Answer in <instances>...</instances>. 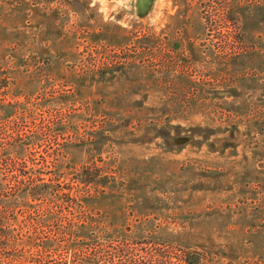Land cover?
Returning a JSON list of instances; mask_svg holds the SVG:
<instances>
[{
	"label": "rangeland",
	"instance_id": "obj_1",
	"mask_svg": "<svg viewBox=\"0 0 264 264\" xmlns=\"http://www.w3.org/2000/svg\"><path fill=\"white\" fill-rule=\"evenodd\" d=\"M177 55L220 113L163 138ZM123 246L264 264V0H0V264Z\"/></svg>",
	"mask_w": 264,
	"mask_h": 264
},
{
	"label": "trees",
	"instance_id": "obj_2",
	"mask_svg": "<svg viewBox=\"0 0 264 264\" xmlns=\"http://www.w3.org/2000/svg\"><path fill=\"white\" fill-rule=\"evenodd\" d=\"M240 55V54H239ZM161 65L159 69L162 74L168 73L169 78L163 77V79L157 78V81L163 85V83L168 84V89L161 88L163 86L160 85V89L165 93V95L169 98L170 108H162V117L158 118V123L154 124L155 127L161 126L157 131L158 136L165 137V131L169 129L172 125L173 119H185L186 116L193 114L195 112L198 113H211V114H219L220 112L215 108H211L212 104L205 105L206 99L200 98V92H193L190 87L186 84H182L183 81H188L191 85L203 87L204 85L209 84L208 80H198L199 78L193 77L192 74H189L188 67L184 70H179L182 66L181 56L177 55L175 57L166 56L161 58ZM159 61V60H157ZM113 67L110 64L111 68ZM184 67V66H183ZM106 68V69H109ZM111 71H119V70H111ZM187 78L190 80H187ZM181 81V82H179ZM188 87V88H187ZM185 105V106H182ZM171 128V127H170ZM168 137L173 139L170 132H168ZM166 138V137H165ZM83 174L86 178H82V183H86L88 185H103L102 193H108L106 186V181L108 180L107 175H101L100 168L94 166L93 168L86 167L84 168ZM115 180V176L113 177ZM112 179V180H113ZM111 182V181H110ZM111 189V188H110ZM109 189V190H110ZM113 192V190H110ZM128 246H123L121 250H117L115 253H103L102 256H99L97 260L102 264H208V256L197 249L191 250H180L174 251L168 248L158 249L155 254L150 252V257L148 259H138L131 260L126 259L128 251ZM107 254V255H106ZM156 255V256H155ZM124 259H126L124 261ZM124 261V262H123ZM95 263V260H94Z\"/></svg>",
	"mask_w": 264,
	"mask_h": 264
}]
</instances>
